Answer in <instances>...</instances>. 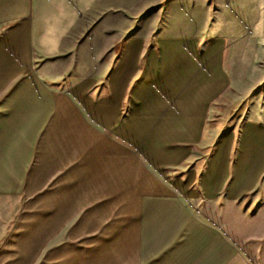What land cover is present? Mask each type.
Masks as SVG:
<instances>
[{
    "label": "crops",
    "instance_id": "crops-1",
    "mask_svg": "<svg viewBox=\"0 0 264 264\" xmlns=\"http://www.w3.org/2000/svg\"><path fill=\"white\" fill-rule=\"evenodd\" d=\"M121 9L0 0L1 188L44 181L49 121L34 206L50 264H264V101L239 105L243 27L221 16L192 38L167 9L128 36Z\"/></svg>",
    "mask_w": 264,
    "mask_h": 264
},
{
    "label": "rangeland",
    "instance_id": "rangeland-1",
    "mask_svg": "<svg viewBox=\"0 0 264 264\" xmlns=\"http://www.w3.org/2000/svg\"><path fill=\"white\" fill-rule=\"evenodd\" d=\"M121 18L123 33L136 26L137 32L145 34L148 26H155L162 21L168 9L169 16L178 18L188 36L203 38L210 36L208 27H212L223 17V24L237 21L246 33L251 49V66L249 82H241L239 87L246 92L245 102L240 99L239 105L252 109L257 102L264 101V0H121ZM224 11L228 14H225ZM228 31V27H227ZM227 31H222L227 34ZM195 34V35H194ZM144 46L149 43L142 39ZM189 40V39H188ZM186 41L187 43L189 41ZM124 41V40H123ZM64 110H67L64 105ZM69 111V110H67ZM43 128L41 138L40 184H11L9 193L0 185V264H50V255L57 243H50L49 208H42L45 213L36 212L37 194L49 192L48 179L50 145L57 138L56 131L50 125ZM54 132V134L52 133ZM64 134V129L61 131ZM54 141V140H53ZM56 141H54L55 143ZM65 142V141H64ZM66 154L65 152H59ZM30 171V169L28 170ZM30 172H27L29 175ZM31 175L33 168L31 167ZM29 177V176H28ZM27 177V179H28ZM46 181V182H45Z\"/></svg>",
    "mask_w": 264,
    "mask_h": 264
}]
</instances>
